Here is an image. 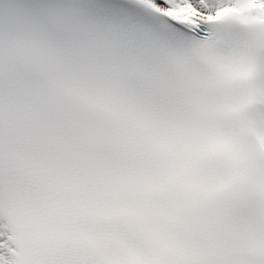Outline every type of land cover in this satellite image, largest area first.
<instances>
[{
    "label": "clouds",
    "instance_id": "obj_1",
    "mask_svg": "<svg viewBox=\"0 0 264 264\" xmlns=\"http://www.w3.org/2000/svg\"><path fill=\"white\" fill-rule=\"evenodd\" d=\"M72 0H0V225L24 193L89 264H264V21L115 47ZM212 35V34H210ZM114 54L145 102L100 67Z\"/></svg>",
    "mask_w": 264,
    "mask_h": 264
},
{
    "label": "snow or ice",
    "instance_id": "obj_2",
    "mask_svg": "<svg viewBox=\"0 0 264 264\" xmlns=\"http://www.w3.org/2000/svg\"><path fill=\"white\" fill-rule=\"evenodd\" d=\"M253 10L260 13L253 19L264 21V0H83L73 12L89 27L106 29L119 47L134 46L161 31L211 41L216 39L215 20L228 13L246 18L243 14ZM98 60L131 98L146 102L153 94V87L129 62L114 54ZM16 209L8 223L0 225V264H89L59 247L30 193L23 194Z\"/></svg>",
    "mask_w": 264,
    "mask_h": 264
}]
</instances>
